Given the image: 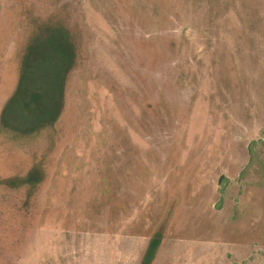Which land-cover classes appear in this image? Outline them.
<instances>
[{"label": "rangeland", "instance_id": "1", "mask_svg": "<svg viewBox=\"0 0 264 264\" xmlns=\"http://www.w3.org/2000/svg\"><path fill=\"white\" fill-rule=\"evenodd\" d=\"M0 264H264V0H0Z\"/></svg>", "mask_w": 264, "mask_h": 264}, {"label": "trees", "instance_id": "2", "mask_svg": "<svg viewBox=\"0 0 264 264\" xmlns=\"http://www.w3.org/2000/svg\"><path fill=\"white\" fill-rule=\"evenodd\" d=\"M67 43L68 41H66L65 39H57L56 41L51 43L52 45H50L49 48L50 51L55 52L58 55V64H55L54 68L56 67V65L59 66V73L62 69L63 72L65 69H68L69 63L67 58L70 57L71 50ZM32 48L36 51L39 47L37 45L31 46L29 48V53L26 55L27 57L23 61L22 71L16 89L13 95L5 103L1 114L2 122L5 125L10 124L13 128L17 127V129H19L22 133H31L33 132V130L41 129L42 126L44 128L52 125L53 122L57 119L60 107H62L63 105V93L61 92V90H63L64 73L62 72L60 78H56L55 85H53L51 81L44 80L45 82H42V79H38L37 77L33 76L34 74H36L35 71H33L36 65V61H32L34 59V57L31 55L32 52H34ZM48 90H51V95H56L55 97L51 96L50 98L52 102L50 108L48 106V103H50L47 95ZM56 91H58V94L56 93ZM31 103H44L46 104V108L39 116H36L34 114V117H32L31 120H28L29 117L25 115L23 118L15 114L16 112L14 111H16V109H20L21 107H28ZM9 107H11L10 109L12 110V112L7 111ZM9 113H14L15 117H13L12 114L11 116Z\"/></svg>", "mask_w": 264, "mask_h": 264}]
</instances>
